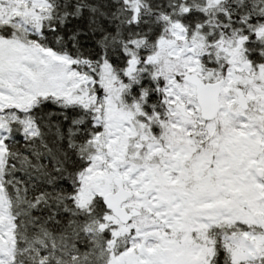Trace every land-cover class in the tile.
Masks as SVG:
<instances>
[{
    "label": "snow or ice",
    "instance_id": "1",
    "mask_svg": "<svg viewBox=\"0 0 264 264\" xmlns=\"http://www.w3.org/2000/svg\"><path fill=\"white\" fill-rule=\"evenodd\" d=\"M0 264H264V0H0Z\"/></svg>",
    "mask_w": 264,
    "mask_h": 264
}]
</instances>
